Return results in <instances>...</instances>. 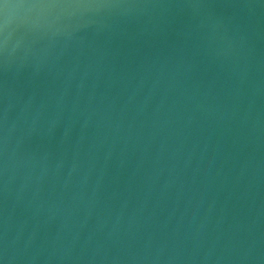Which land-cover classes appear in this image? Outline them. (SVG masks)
<instances>
[{
    "label": "water",
    "instance_id": "1",
    "mask_svg": "<svg viewBox=\"0 0 264 264\" xmlns=\"http://www.w3.org/2000/svg\"><path fill=\"white\" fill-rule=\"evenodd\" d=\"M0 264H264V0H0Z\"/></svg>",
    "mask_w": 264,
    "mask_h": 264
}]
</instances>
